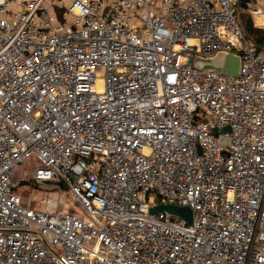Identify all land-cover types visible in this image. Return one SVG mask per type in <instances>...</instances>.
Returning <instances> with one entry per match:
<instances>
[{
  "label": "built area",
  "instance_id": "obj_1",
  "mask_svg": "<svg viewBox=\"0 0 264 264\" xmlns=\"http://www.w3.org/2000/svg\"><path fill=\"white\" fill-rule=\"evenodd\" d=\"M55 2L0 0V264H264V49L241 0H70L63 21ZM220 51L238 75L194 67Z\"/></svg>",
  "mask_w": 264,
  "mask_h": 264
},
{
  "label": "water",
  "instance_id": "obj_2",
  "mask_svg": "<svg viewBox=\"0 0 264 264\" xmlns=\"http://www.w3.org/2000/svg\"><path fill=\"white\" fill-rule=\"evenodd\" d=\"M194 67L200 70H211L221 73H230L238 75L241 66V58L238 55H234L230 52L220 51L211 57L196 56L193 59ZM163 207V208H162ZM165 211L182 217L187 222L192 220V209L188 206H176V205H159L153 209V213Z\"/></svg>",
  "mask_w": 264,
  "mask_h": 264
},
{
  "label": "trees",
  "instance_id": "obj_3",
  "mask_svg": "<svg viewBox=\"0 0 264 264\" xmlns=\"http://www.w3.org/2000/svg\"><path fill=\"white\" fill-rule=\"evenodd\" d=\"M246 1L241 0V24L243 26L244 32L247 37L251 38L260 49H264V32L256 30L251 27V18L246 10ZM53 13L55 14L57 20H64L65 7L64 6H54Z\"/></svg>",
  "mask_w": 264,
  "mask_h": 264
},
{
  "label": "rangeland",
  "instance_id": "obj_4",
  "mask_svg": "<svg viewBox=\"0 0 264 264\" xmlns=\"http://www.w3.org/2000/svg\"><path fill=\"white\" fill-rule=\"evenodd\" d=\"M19 1H20V0H19ZM56 1H57V0H56ZM48 3H49V2L46 1V2H45V5L47 6ZM67 19L71 21V20H72V17H71V16H68ZM37 165H38V161H37V159L34 158V157H29V158L25 161V166H26V168H27L28 171H33V169H34L35 166H37ZM19 192L23 194V197H24V199H25L26 201L29 200V196H32V195L30 194V192L26 190L25 187H20V188H19ZM35 195H36L37 197H42V195L37 194V193H35ZM64 202H65L66 204H71L72 202H74V196H73L72 194H70V195L65 199ZM160 205L163 206V205H168V204H160ZM60 206H61V207H64V203L62 202V203L60 204ZM158 206H159V205H158ZM158 206L152 208V210L155 209V208H157ZM162 208H163V207H162ZM189 208L191 209L190 206H189ZM158 211H160V210L158 209ZM165 211H167V210H165ZM160 212H162V211H160ZM152 213H153V212H152ZM157 213H159V212H157Z\"/></svg>",
  "mask_w": 264,
  "mask_h": 264
},
{
  "label": "crops",
  "instance_id": "obj_5",
  "mask_svg": "<svg viewBox=\"0 0 264 264\" xmlns=\"http://www.w3.org/2000/svg\"><path fill=\"white\" fill-rule=\"evenodd\" d=\"M16 1H19V0H16ZM20 1H24V0H20ZM70 2V0H57V2H55V4L53 5V6H51V12H52V14L55 16V14L53 13V8H54V6H66V5H68V3ZM56 17V16H55ZM64 18H65V16H64Z\"/></svg>",
  "mask_w": 264,
  "mask_h": 264
}]
</instances>
